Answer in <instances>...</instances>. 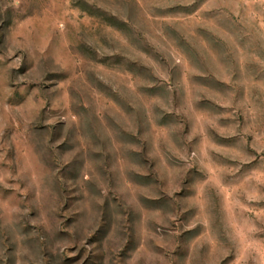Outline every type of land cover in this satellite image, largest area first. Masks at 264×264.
I'll return each instance as SVG.
<instances>
[{
	"label": "rangeland",
	"instance_id": "1",
	"mask_svg": "<svg viewBox=\"0 0 264 264\" xmlns=\"http://www.w3.org/2000/svg\"><path fill=\"white\" fill-rule=\"evenodd\" d=\"M0 264H264V0H0Z\"/></svg>",
	"mask_w": 264,
	"mask_h": 264
}]
</instances>
